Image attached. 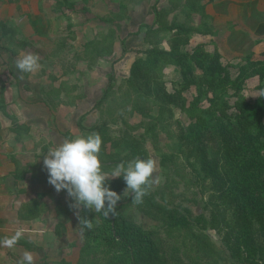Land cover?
<instances>
[{
    "label": "trees",
    "instance_id": "16d2710c",
    "mask_svg": "<svg viewBox=\"0 0 264 264\" xmlns=\"http://www.w3.org/2000/svg\"><path fill=\"white\" fill-rule=\"evenodd\" d=\"M178 1L180 3L169 11L182 14L183 21H177L176 15L169 21L165 9L159 11L154 7V20L151 25H157L158 28L152 30L151 25L144 26L148 35L152 36L145 39L148 49L135 58L129 68L128 79L115 91L111 77L108 78L109 84L98 104L110 93L120 92V101L131 109L139 110L145 117L149 105H158L159 114L156 120L159 122L166 119L165 113L172 106L180 105L189 117L197 113L206 114L200 121L189 124L181 137L177 138V153L185 158L197 180H209V187L214 190L208 195L205 206L209 214L190 216L189 211L185 214L177 205H171L162 194L159 195L158 191H150L140 205L131 202V195H120L122 199L116 205L118 215L107 218L102 213L96 214L81 206L80 216L93 220L94 227L91 230L85 229L83 234L79 230L84 241L79 256L74 263L62 264H208L206 261L209 259L210 262V257L229 258L228 264H264V61H246L245 64L237 65L239 76L231 82L235 88H239L247 80L257 78L259 96L254 103H235L236 113L230 116L225 114L224 104L222 108H217L216 100L211 98L209 108L199 110L197 105L200 98L209 92L215 93L217 86H220L218 95L225 94L224 84L229 81L226 71L230 64L222 63L217 47L211 52L203 45H197L190 50L187 48L192 35H212L213 27L204 25V22H200V27H193L187 25V21L195 13L204 18V8L213 0ZM161 31L171 34L167 44L168 51L159 47L157 34ZM110 46L111 42L106 47L108 50L104 46L100 52L93 44L89 56L107 58ZM138 54L136 51V56ZM163 65L174 66L183 75V85L180 90L174 91L175 94H169L163 88ZM193 69L202 70L203 78L189 80ZM216 78L218 80L215 83ZM187 80L189 81L186 82ZM204 81L207 82V89L203 92L201 86ZM188 83L196 86L197 95L186 108V99L181 94L190 88ZM215 108L219 112L217 117L213 115ZM144 127L145 133H149L152 140L157 141V127ZM88 132H98L102 137L100 160L106 172H110L122 161L126 162L137 156L141 159L148 158L146 150L138 144L130 145L128 137L122 141L121 151L116 148V153H106L105 144L110 139L103 125L92 127L87 134ZM184 145L191 147L190 150H197L193 162L190 161L193 155H190V150L184 152ZM114 153L116 156H113ZM122 154L124 155L121 157ZM167 158L171 165L174 159ZM164 160L161 159V167H166L165 163L168 161ZM170 165L166 168L169 169ZM28 173L36 176V168L28 169ZM175 173L180 178L183 177L179 172ZM45 178H48V173ZM106 184L116 193L127 187L123 177L108 179ZM26 207L29 217H33L40 214L43 206L30 202ZM132 208L158 222L167 238L174 239V245L133 223L130 218ZM207 229L219 236L222 249L215 248L205 233ZM191 252H194V256L190 255Z\"/></svg>",
    "mask_w": 264,
    "mask_h": 264
},
{
    "label": "rangeland",
    "instance_id": "374dc122",
    "mask_svg": "<svg viewBox=\"0 0 264 264\" xmlns=\"http://www.w3.org/2000/svg\"><path fill=\"white\" fill-rule=\"evenodd\" d=\"M87 2V24L89 23V26L87 25V44L90 42H98L99 34H101L103 37L107 36L106 41L114 40L115 47L112 46L107 58L102 56L90 57V46L84 55L79 53L73 55V49H71L69 53L67 52V48L59 50L58 47H55L58 50L52 53L55 51L52 50V43H62V40L58 36L60 35V37H62V35H66L69 38L71 34L66 33V30L70 28L68 26L71 21L69 12H65V18L62 17V19H60V26L64 27L66 32L49 33L48 39L45 38L43 44L44 59L42 63L40 61V64H43L45 68L48 69L45 74V81L48 84H44L42 94L44 97L45 113L50 112V116H45L44 124L46 127L44 126V131L47 132L46 129L53 131V128H55L54 134L57 135H55L53 139L49 136V139L53 140L54 144L58 146L66 139L86 136L90 128L103 125L108 131V138L110 139V141H107L105 144V152L110 154L115 152L116 148H118L117 151H121L123 146L122 141L128 137L130 139V145H133V143L138 144L146 150L148 158H154L157 162V171L154 175L160 178V182L159 184H154L150 191H158L159 195L162 194L171 205H177L185 214L189 211L191 212L190 216H196L201 213L208 216L209 212L205 210V206H207L208 195L214 190L209 187V180L205 179L204 182L197 180L194 172L189 169L185 158L177 153V138L181 137L189 124L200 121L206 114L197 113L193 115V117H189L187 115L188 113L185 112V109L180 107V105L172 106L168 107V112L166 111L165 113L166 119L159 122L156 120L159 114L158 105H149V110H147V116L145 117L141 115L139 110L131 109L124 102L120 101V99H122V93L120 92L110 93L102 103L98 104L101 97H103V91L109 84L108 78L111 77L113 90L115 91L125 79H128L129 68L135 58L141 56V52L148 49L149 45H147L145 39L146 37L152 36L148 35V30L145 29L144 26L153 23V8L156 7L159 11L165 9L167 11V20L169 21L176 15L177 21L182 22V14H175L177 11L171 13L169 11L173 9L174 6H177L180 1L83 0V3ZM71 4L70 9L64 7V10H73L70 11L71 14H73L76 9L75 14L77 15H80L78 13L79 11L83 14L85 13V11L81 10L80 4L74 5V1H71ZM65 5H67V2ZM120 13L123 14V20L119 24L114 23L113 21L119 17ZM164 19L166 20V17ZM195 22H198L197 16ZM60 26H58V28H60ZM157 28V25H151L152 30H156ZM80 32L81 34L82 32L84 33L83 29H81ZM77 35L80 37V33ZM170 35V33L164 31L157 34V40L158 43L160 42L159 47L161 50H169L167 44ZM222 35L223 33L217 37L219 42L223 39ZM71 37L73 38V36ZM81 40L82 38L78 39V41ZM192 46L194 45L190 47L192 48ZM261 46L256 49L258 53L255 59H259L263 56L260 52L264 50V45L263 47ZM136 51L139 52L137 56ZM222 54H224L222 63L227 64L229 61L227 50H222ZM236 67L237 65L235 67L228 66L226 74H228L229 81L224 84L225 94L218 95L220 86H217L215 93L209 92L205 97L200 98V102L197 105L199 110L209 108V101L212 98L216 100L217 108H222V104H224L226 106L224 109L225 114L231 116L236 113L234 108L235 103L248 102L252 104L256 101L259 96V91L257 89L259 81L257 78L247 80L239 88H235L231 84V82L239 76ZM28 74L29 78H36L34 74ZM161 74L163 88L166 92L175 94V90H180L184 78L179 69L174 66L163 65ZM189 76V80L194 78L195 81H197L203 78L204 75L202 70L193 69ZM48 77L49 79L47 80ZM217 80L216 78L215 83ZM206 81H204V84L201 86L203 92L207 89ZM62 84L64 85L61 86ZM189 87L190 88L181 94L186 99V108L188 103L194 100L193 98L197 95L196 86L190 85ZM217 114H219V112L215 108L213 115L217 117ZM50 121L53 124L52 128L48 127ZM142 123L143 126L141 125ZM146 125L157 127L155 130L157 141H153L150 134L145 133L144 126ZM89 133L90 132H88V134ZM49 139L43 136L41 143L51 146V141ZM190 148L191 147L184 145L183 150L187 152ZM196 151L197 150L193 149L190 150V155H193V157L190 158L191 162L194 161V153ZM115 153L113 156H116ZM124 154H127V152ZM124 154H122L121 157ZM45 155H47V150L44 152V156ZM162 157H169L174 160L170 165V160H168V158L164 160ZM161 159L162 161H168L165 163V166L168 167L170 165L169 169L160 166ZM206 159L209 162L211 161L209 157H206ZM221 162L222 160L220 163ZM199 166L203 169V166ZM44 169L46 168L44 167ZM175 172H179L183 177L180 178ZM40 174L42 176V173ZM42 178V183L38 184V190L34 187H29L31 191L43 193L45 211L37 220L28 222L29 225L27 226L26 234L23 233L26 240L31 243L32 250H28V252L34 255L35 264L74 263L79 256L80 248L84 244L79 232V220L77 216V213H79L80 216L81 207L78 209L71 207L75 201L68 196L67 190L65 189L57 192L54 186L48 183V178L46 179L44 176H42ZM114 179L116 178H109V180ZM33 183L35 184V182ZM125 189L126 188L120 190L117 194L124 195ZM31 196H33V193H29V197ZM157 199L159 200L158 197ZM130 218L133 223L140 226L145 231L154 232L156 236H160L162 239L166 240V242L168 241L171 245H174V239L167 238L158 222L149 219L135 208L131 209ZM205 233L209 236L216 249H222L220 238L214 231L207 229ZM190 255L194 256V252H191ZM210 258L211 261L209 262V259H207L206 263L214 264V261H217V264L230 263L229 258Z\"/></svg>",
    "mask_w": 264,
    "mask_h": 264
},
{
    "label": "crops",
    "instance_id": "0c3cea01",
    "mask_svg": "<svg viewBox=\"0 0 264 264\" xmlns=\"http://www.w3.org/2000/svg\"><path fill=\"white\" fill-rule=\"evenodd\" d=\"M71 1L75 2L74 5L80 4L81 10L85 13L79 11L80 15H77L76 9L73 14L70 12L73 10H64V7L70 9ZM71 1L0 0V240L11 237L18 229H22L26 234L28 222L37 220L44 213V197H40L43 193L31 191L29 187L38 190L42 176L45 177L48 173L42 162L44 152L47 150L48 153L50 148L56 147L54 141L49 139V136L53 139L57 135L54 134L55 128L53 131L49 129H46L47 132L44 131L45 116H50V112L45 113L42 94L44 84H48L45 81L48 69L41 64L40 70L34 73L36 78H29L28 73L23 74L16 68L15 60L31 51L39 55L42 63L44 39H48L49 33L52 32L64 33L60 19L65 18V12H69L71 21L68 26L70 28L65 32L71 34L69 38L66 35L62 37L59 35L62 43H52V50H55L52 53L67 48L69 53L71 49L74 50L73 55L78 53L84 55L89 46L91 51L93 44L101 52L104 46L109 47L110 42V50L112 46L115 47L114 40L106 41L107 36L103 37L101 34L98 42L87 44L88 2ZM122 15L120 13L113 22L121 23ZM196 16L198 22H195ZM200 22L213 27V33L192 35L187 46L189 50L197 45H203L211 52L217 47L222 59L224 55L222 50H227L229 60L227 63L233 67L245 64L246 61H264V50L260 52L263 56L255 59L258 53L256 49L264 45V0H213L205 6L204 18L195 13L189 17L187 25L198 27ZM81 29L84 31L82 34ZM222 33L223 39L219 42L217 37ZM79 38L82 40L78 41ZM191 45L194 46L191 48ZM48 127H53L51 121ZM43 136L51 141L52 147L41 143ZM35 168L36 176L30 175L28 169ZM29 193H33V196L29 197ZM30 202L43 206L39 215L29 217L26 205ZM28 250H32L31 243L24 235L15 247H0V264H18L23 253Z\"/></svg>",
    "mask_w": 264,
    "mask_h": 264
},
{
    "label": "clouds",
    "instance_id": "9594fccd",
    "mask_svg": "<svg viewBox=\"0 0 264 264\" xmlns=\"http://www.w3.org/2000/svg\"><path fill=\"white\" fill-rule=\"evenodd\" d=\"M14 63L23 74H34L41 68L39 55L31 52L22 54ZM101 148L102 137L98 132L66 139L49 149L43 164L48 172V183L57 192L66 189L68 196L74 199L75 203L71 207L78 209L83 206L107 218L118 215L116 205L122 199L107 186L109 178L123 177L127 185L124 197L131 195V202L136 205L143 203L144 197L154 184H159L160 178L154 175L157 162L151 157L141 159L137 156L116 164L110 172L104 171L100 160ZM77 216L81 234L85 229L94 227L93 220L81 217L79 213ZM22 238L23 230L18 229L11 237L0 240V247L13 248ZM18 264H35V257L25 251Z\"/></svg>",
    "mask_w": 264,
    "mask_h": 264
}]
</instances>
